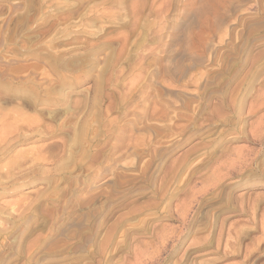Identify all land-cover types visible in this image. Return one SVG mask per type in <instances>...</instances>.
Listing matches in <instances>:
<instances>
[{
    "label": "rangeland",
    "instance_id": "obj_1",
    "mask_svg": "<svg viewBox=\"0 0 264 264\" xmlns=\"http://www.w3.org/2000/svg\"><path fill=\"white\" fill-rule=\"evenodd\" d=\"M21 16L25 18L21 19L23 22ZM52 19L56 24L49 29L46 23ZM63 25L68 26L64 35L59 31ZM98 35V42L110 41L112 46L100 54L88 55L89 58L84 56L90 44L98 43ZM0 45V264H264V141L260 147L256 139L245 142L236 134L249 131L251 124L260 132L264 125V108L251 107L256 98H264V0H0ZM69 51L78 54L76 65L84 67H77V73L74 69L73 74L62 73L69 83L76 77V84L67 82L49 100L44 90L50 88L51 79L50 84H54L58 77L46 70L43 63L47 60L41 57L46 55L49 59L52 53ZM92 58L100 62L90 71ZM83 60L86 66L81 64ZM27 64L41 69L37 66L39 71L30 70ZM97 71H101L98 83L103 87L96 92L93 77ZM42 72L45 73L41 75ZM86 72L90 77L85 76ZM41 76L50 80H41ZM144 82L149 85L144 91L162 96L157 97L159 100L148 98L147 105L155 99L159 104L161 100V106L155 104L156 108L167 107V117L173 121L165 122L181 126L182 135H158L155 127L141 131L146 127L144 122L148 126L155 122L146 117L147 105L138 98L139 92L129 90ZM40 97L42 101L38 102ZM94 99L101 106L98 130L96 111L81 110L68 115L62 110L70 102L73 106V100L82 105ZM231 99H247L242 115L235 113L237 107H229ZM63 100L70 102L62 106ZM32 101L33 110L29 107ZM107 105L111 111L104 112ZM251 108L254 110L249 113ZM60 112L64 114L61 116ZM72 116L75 125L71 124ZM15 117L23 119L18 122ZM237 118H243L244 129V122L235 125ZM88 120L87 125L83 124ZM58 125H67L64 131L71 133L63 131V135L50 137ZM82 128L85 137L82 133L72 134ZM122 132L133 141L145 136L142 140L151 141L150 149L134 148L131 139L117 142ZM170 141L173 146L168 148ZM116 145H120L117 151L113 148ZM225 149L243 150L245 159L259 167L262 175L237 168L212 184L209 191L189 200L187 195L200 189V178L203 177L202 184L210 183L207 176ZM155 151L158 155L142 178L139 172L149 160L144 154L152 155ZM229 152L223 156L227 157ZM184 158L190 162L181 181H170L169 192L153 196L151 191L163 182L165 170L175 167L178 171ZM192 169L197 171L191 182L183 184L184 176ZM119 177L133 178L134 182L119 188ZM148 177L155 180L145 185ZM139 187L141 193L137 194ZM48 246L51 250L55 247L53 254Z\"/></svg>",
    "mask_w": 264,
    "mask_h": 264
},
{
    "label": "bare ground",
    "instance_id": "obj_2",
    "mask_svg": "<svg viewBox=\"0 0 264 264\" xmlns=\"http://www.w3.org/2000/svg\"><path fill=\"white\" fill-rule=\"evenodd\" d=\"M37 1V0H36ZM64 2H66V1H64ZM130 2V1H129ZM39 7H41V5L39 6ZM90 8V7H89ZM133 8V7H132ZM32 9V8H31ZM77 9H78V7H77ZM37 10H39V8L37 9ZM159 10V9H158ZM72 12V10H67V13H71ZM77 12V11H76ZM96 12V11H95ZM71 14H73V13H71ZM77 14V13H76ZM100 15V14H99ZM71 16H73V15H71ZM109 16V15H108ZM17 17H19L18 15H17ZM26 17V16H25ZM48 17V16H47ZM54 17H56L55 15L52 17V18H54ZM12 17H10V19H11ZM27 18V17H26ZM29 18V17H28ZM93 19H95V17H92ZM21 19H25V18H22V16H21V18H20V20ZM51 19V18H50ZM67 19V16H66V18H64V19H61L62 21L63 20H66ZM77 19V18H76ZM91 19V18H90ZM12 20V19H11ZM16 21H17V19H15ZM26 20H28V19H26ZM53 20V19H52ZM50 21V20H48V22L46 23V26H47V24H48V27H49V29L51 28V29H53L54 28V20L53 21ZM60 20V21H61ZM131 20V19H130ZM9 21V20H8ZM22 22H23V20H21ZM59 21V20H58ZM108 21V20H107ZM22 22H20V24L22 23ZM91 22V25L93 24V21H90ZM28 23V22H27ZM67 23V22H66ZM16 24V23H15ZM45 24V23H44ZM43 24V25H44ZM56 24V23H55ZM65 24V23H64ZM22 25H24L23 23H22ZM75 25V24H74ZM90 25V23H89V26H91ZM18 26V25H17ZM21 26V25H20ZM64 26V28H62V30H59L60 31V34H62V35H64V34H66L67 32H68V26L67 25H63ZM77 25H75L74 27H76ZM16 27V26H15ZM22 27V26H21ZM21 27H20V29H21ZM44 27H45V25H44ZM78 27V26H77ZM17 28V27H16ZM19 28V27H18ZM29 28V27H28ZM43 28V27H42ZM46 28V27H45ZM44 28V29H45ZM79 28V27H78ZM41 29V28H40ZM43 29V30H44ZM48 29V28H47ZM48 29V31H50ZM154 29V28H153ZM18 30V29H17ZM39 30V29H38ZM42 30V29H41ZM40 30V31H41ZM13 31V30H12ZM24 31V30H23ZM29 31V30H28ZM58 31V32H59ZM75 31H76V29H75ZM14 32V31H13ZM38 32V31H37ZM53 32V31H52ZM78 31H76L75 33H77ZM163 32V31H162ZM9 33V32H8ZM44 33H47V35H48V32H47V30H45L44 31ZM50 33V32H49ZM165 33V32H164ZM13 34V33H12ZM88 33L86 32V35H87ZM9 35V34H8ZM15 35V34H14ZM13 35V36H14ZM19 35V34H18ZM46 35V34H45ZM68 35V34H67ZM92 35H90V36H88L87 38H90ZM123 36V35H122ZM10 37H12V35L11 36H9V38ZM69 37V36H68ZM75 37H77V36H75ZM20 38V37H19ZM100 38H101V36L100 35H98V38H97V41L96 42H98L99 40H100ZM37 39V38H36ZM47 39V38H46ZM66 39V38H65ZM93 39H95V38H93ZM28 40H29V38H28ZM9 41V40H8ZM16 41V40H15ZM15 41H14V43L13 44H15ZM17 41H18V39H17ZM26 41V40H25ZM33 41V40H32ZM53 41V40H52ZM2 42V41H1ZM6 42V41H5ZM10 42H13V41H10ZM20 42V41H19ZM27 42V41H26ZM29 42V41H28ZM40 42V41H39ZM54 43H55V41H53ZM52 42V43H53ZM4 43V42H3ZM21 43V42H20ZM85 43V42H84ZM6 44V43H5ZM12 44V45H13ZM51 44V43H50ZM89 44V43H88ZM87 44V45H88ZM160 44V43H159ZM1 45H2V43H1ZM0 45V46H1ZM17 45V44H16ZM38 45H40V43L38 44ZM37 45V46H38ZM53 45V44H52ZM85 45V44H84ZM86 45V46H87ZM91 45V46H90ZM89 45V48L87 49V51H85L84 52V56H88V55H97V54H100L102 51H104L105 49H107V48H110L111 46H112V42H110V41H100V42H98V43H96V44H94V45H92V44H90ZM24 46V45H23ZM33 46V45H32ZM36 46V47H37ZM56 46V45H55ZM9 47V46H8ZM7 47V49H11V48H8ZM16 47V46H15ZM21 47H22V44H21ZM45 47V46H44ZM43 47V48H44ZM49 47H51V46H49ZM85 47V46H84ZM24 48H26V46L24 47ZM41 48V47H40ZM46 48V47H45ZM45 48H44V50H45ZM13 49V48H12ZM17 49H18V47H16V51L15 52H17ZM28 49H29V47H28ZM42 49V48H41ZM54 49H56L55 47H54ZM54 49H52V47H51V50H54ZM74 49V48H73ZM19 50H20V48H19ZM31 50V49H30ZM37 50V49H36ZM35 50V51H36ZM47 50H49V48H48V46H47ZM46 50V51H47ZM50 50V51H51ZM12 52H13V50H11ZM33 51V50H32ZM38 51H40L39 50V47H38ZM5 52V51H4ZM8 52H10V51H8ZM11 52V53H12ZM27 52H30V51H27ZM42 52V51H41ZM53 52V51H52ZM70 52L71 51H69V52H64V53H62V54H57L56 52H55V54H51L52 55V57H50L49 59L48 58H46L45 56H42L41 58H43V59H45V60H47L45 63H43V65H47V67L48 68H46V70L47 69H49L50 71H51V75H53V74H55V77L57 76L58 77V79H56V82L54 83V84H50V81L52 80H46L47 78H48V75H50V74H48L47 75V78H46V76H41L40 78H41V80H42V78L43 79H45L44 81H49L48 83H49V86H50V88L49 89H47V87H45L47 90H44L45 91V93H43V94H45V97L46 98H49V100H50V98H53V97H55V96H53V97H51V95H53V94H55V93H57V92H59L60 91V89H62L63 88V86L65 85V84H67V82L69 83V81H67L66 79H65V77L64 76H66V78H67V75H62V73H66V74H68V73H71L72 71H73V69H74V71L76 72V69H77V67H79V66H77L76 65V62L79 60V58L80 57H78V54H70ZM14 53V52H13ZM12 53V54H13ZM33 53V52H32ZM35 53V52H34ZM38 53V52H37ZM138 53V52H137ZM158 53V52H157ZM38 54H40V53H38ZM43 54V53H42ZM41 54V55H42ZM68 54H70V55H68ZM65 56H67V57H65ZM81 56V55H80ZM34 57H35V55H34ZM36 57H38L37 56V54H36ZM38 58H40V57H38ZM88 58H89V56H88ZM36 60L35 61H40V60H37V58H35ZM42 59V60H43ZM80 61H82V59L80 60ZM79 61V62H80ZM84 62H86V61H84L83 60V62H81V64L82 63H84ZM88 62V64H89V60L87 61ZM100 61H99V59L97 58H95V59H93L92 58V60H91V62H90V65L88 66V67H92V68H89L90 69V71H91V69H94L95 68V66L96 65H98V63H99ZM32 64V63H31ZM38 64V63H37ZM78 64V63H77ZM30 65V64H29ZM29 65L27 64L26 66L29 68ZM32 65H34V64H32ZM42 65V66H43ZM82 65H85L86 66V63L85 64H82ZM20 66H22V64L20 65ZM25 66V65H24ZM25 66V67H26ZM35 66V65H34ZM34 66H32L31 67V65H30V70L32 69V68H34ZM38 66V65H37ZM37 66H36V68H37ZM107 66H108V64H107ZM26 67V68H27ZM39 67V66H38ZM81 67H84V66H81ZM81 67H79V68H81ZM19 68H21L22 69V67H19ZM17 69L16 68V70H20V72L21 73H23L24 72V70H22L21 71V69ZM36 68H34V69H36ZM107 67H105V68H103V70H105ZM145 68V67H144ZM2 69V68H1ZM0 69V70H1ZM13 69V68H12ZM15 69V68H14ZM33 69V70H34ZM39 69H41V66L39 67ZM39 69H36V71H39ZM43 69H44V67H43ZM178 69V68H177ZM190 69V68H189ZM10 70V69H9ZM27 70H29V69H27ZM27 70H25V71H27ZM78 70V72H79V69H77ZM162 70V69H161ZM13 71V70H12ZM35 71V70H34ZM33 71V72H34ZM35 71V72H36ZM9 72V71H8ZM19 72V71H18ZM17 72V73H18ZM19 72V73H20ZM31 72V71H30ZM34 72V73H35ZM46 72V71H45ZM45 72H42V73H40L41 75L43 74V73H45ZM49 72V71H48ZM93 72V71H92ZM98 72V71H97ZM100 72L101 71H99L98 72V74L97 75H95L93 78H94V80H95V85L96 86H94V89L96 88V92L98 91V89H99V87H101L102 86V84H101V86H99V83H98V81L100 80H98V78H99V76L101 75L100 74ZM184 72H185V69H184ZM9 73H12L11 71L9 72ZM18 73V74H19ZM26 72H24V74H25ZM33 73V74H34ZM53 73V74H52ZM74 72H72L71 74H73ZM77 73V72H76ZM15 74H16V72H15ZM14 74V75H15ZM32 74V75H33ZM36 74V73H35ZM34 74V75H35ZM38 74V73H37ZM3 75V74H2ZM8 75H10L11 76V74H8ZM12 75H13V73H12ZM17 75V74H16ZM16 75H15V77H16ZM30 75V74H29ZM33 75V76H34ZM45 75V74H44ZM88 72H86L85 73V76L86 77H90V75H88ZM19 77H20V74L18 75ZM17 76V77H18ZM28 76V75H27ZM70 76V75H69ZM72 76V75H71ZM74 76V75H73ZM104 76V75H103ZM201 76V75H200ZM16 77V78H17ZM30 78L32 77V76H29ZM29 77H27V78H29ZM51 77V76H50ZM56 77V78H57ZM84 77V76H83ZM172 77V76H171ZM203 77V76H202ZM201 77V78H202ZM1 78H3V77H1ZM5 78H7V76L5 77ZM11 78V77H10ZM10 78H9V80H10ZM15 78V79H16ZM23 79V77L21 76L20 77V79ZM25 78V77H24ZM54 78V77H53ZM69 78V77H68ZM76 78V77H75ZM75 78L73 77V78H71L70 79V85H75L76 84V80H75ZM85 78V77H84ZM92 78V79H93ZM19 79V81H22V80H20ZM102 79H104V78H102ZM133 79V78H132ZM131 79V80H132ZM17 80V79H16ZM25 80H28L29 81V79H26L25 78ZM30 80H32V79H30ZM135 80V79H134ZM140 80V79H139ZM190 80V79H189ZM18 81V80H17ZM18 81V82H19ZM33 81V80H32ZM38 81V80H37ZM136 81V80H135ZM8 82V81H7ZM10 82H12L11 80H10ZM25 82V81H24ZM39 82V81H38ZM100 82H103L102 80L100 81ZM131 82V81H130ZM133 82V81H132ZM131 82V83H132ZM205 82V81H204ZM213 82V81H212ZM13 83V82H12ZM20 83V82H19ZM21 83H23V82H21ZM25 83H27V81L25 82ZM29 83V82H28ZM27 83V84H28ZM32 83V82H31ZM167 83V82H166ZM30 84V83H29ZM33 84V83H32ZM32 84H31V86H32ZM37 84V82L35 83V84H33L34 86ZM43 84V83H42ZM41 84V85H42ZM130 84V83H129ZM133 84V83H132ZM131 84V85H132ZM168 84V83H167ZM6 85H8V84H6ZM11 85V84H10ZM17 85V84H16ZM44 85V84H43ZM3 86V85H2ZM5 86V85H4ZM20 86V85H19ZM27 86V85H26ZM40 86V85H39ZM149 85L146 83V82H144L142 85H133L132 87L133 88H131L129 91H136V92H139V96H138V98H140L141 99V101H142V103L144 102V104L147 102V100H148V98H151V97H153V99H154V97H160L161 95H153V93L151 92V91H147V90H145L144 91V89H146L147 87H148ZM155 86V85H154ZM262 86V85H261ZM14 87V86H13ZM30 87V86H29ZM33 87V86H32ZM103 87V86H102ZM104 87H105V85H104ZM5 88H7V86L5 87ZM11 88V87H10ZM15 88H18L17 86L15 87ZM14 88V89H15ZM31 88V87H30ZM39 88V87H38ZM37 88V89H38ZM65 88V87H64ZM66 88H68V87H66ZM71 88V87H70ZM14 89H12L13 91H14ZM33 90H35V87L34 88H32ZM41 89V88H40ZM103 89V88H102ZM101 89V90H102ZM89 90V89H88ZM100 90V89H99ZM158 90V89H157ZM205 90H206V88H205V86H204V88H203V92H205ZM9 91V90H8ZM11 91V90H10ZM9 91V92H10ZM38 91H39V89H38ZM64 91V90H63ZM156 91V90H155ZM254 91V90H253ZM9 92H7V93H9ZM21 92V91H20ZM65 92V91H64ZM64 92H62L63 94H64ZM93 92H95V90L93 91ZM103 92V91H102ZM11 93V92H10ZM15 93H16V90H15ZM22 93V92H21ZM24 93V92H23ZM22 93V94H23ZM66 93V92H65ZM104 93V92H103ZM262 93V92H261ZM25 94V93H24ZM26 94H28V93H26ZM33 94V93H32ZM34 94H36L35 92H34ZM41 94V93H40ZM96 94V93H95ZM101 94V93H100ZM131 94H132V92H131ZM56 95V94H55ZM60 95H61V93H60ZM93 95V94H92ZM170 95V94H169ZM13 96V95H12ZM38 96V95H37ZM103 96V95H102ZM101 96V97H102ZM104 96H106V95H104ZM108 96V95H107ZM106 96V97H107ZM127 96L128 97H130L129 96V94H127ZM197 96H198V94H197ZM29 97V96H28ZM42 97H44V96H42ZM65 97H67V96H65ZM64 97V98H65ZM69 97V96H68ZM79 97V96H78ZM98 97V96H97ZM106 97H104V99L106 98ZM162 97V96H161ZM63 98V99H64ZM125 98V97H124ZM208 100H210L209 98V96H207L206 97ZM222 98V97H221ZM250 98H251V96H250ZM249 98V99H250ZM31 99H32V97H31ZM36 99V98H35ZM45 99V98H44ZM60 100L62 99V96L59 98ZM69 99V98H68ZM110 99V98H109ZM123 99V98H122ZM128 99V98H127ZM158 99V98H157ZM157 99H155L154 101H152V103L151 104H148L147 105V103H146V109H145V111H147V114H146V117H150V122L151 121H153V122H155V124H150L149 126L147 125V124H145V122H144V120H143V122H144V124H143V126L145 127L144 129L143 128H141V129H143V130H141L142 132H145V130H150L151 128H153V127H155L154 129L157 131V133H158V135L160 134H162V132H164V133H173V135H174V133H176V134H183V131H184V129L181 127V126H179L178 124H176V126H169L168 124H167V122H165L166 120L168 121V120H170V121H173V120H171V118H168L167 116H169L166 112H165V110H167V107H166V109H165V106H163L162 108H156V106H155V104H158V100ZM223 99V98H222ZM8 100V99H7ZM26 100V99H25ZM30 100V99H29ZM28 100V101H29ZM34 100V99H33ZM37 100V99H36ZM35 100V101H36ZM47 100V99H46ZM96 100H99V99H97L96 98ZM121 100V99H120ZM151 100V99H150ZM246 100L247 99H231L230 100V103H229V107H232V109L233 110H235V107H237V110H235V113H239V115H242L243 113H242V109L244 108L245 109V106H246ZM1 101V100H0ZM23 101V100H22ZM42 101V99H41V97H40V99L38 100V102H41ZM45 101V100H44ZM64 101V100H63ZM74 101V100H73ZM72 101V103H77L76 101H74L73 102ZM86 101V100H85ZM88 101V100H87ZM122 101H125V99L124 100H122ZM130 101V100H129ZM135 101V100H134ZM146 101V102H145ZM161 101V100H160ZM160 101H159V104H160ZM190 101V100H189ZM189 101H188V104H189ZM26 102V101H25ZM70 102V101H69ZM69 102L67 101V102H65L64 101V103L62 104V106H65L66 104H69ZM114 102V101H113ZM127 102V104L129 103L128 102V100L126 101ZM136 102V101H135ZM191 102V101H190ZM83 103V102H82ZM118 103V102H117ZM123 102H121V104H122ZM132 103V102H131ZM150 103V102H149ZM249 103V102H248ZM4 104V103H3ZM70 104H71V102H70ZM69 104V106H65L66 107V109L64 108V109H62V110H65V114H68L69 115V113H72V114H74V115H76V112L75 111H81V110H85V111H89V112H91V111H96V123H97V130H98V126H99V124H101L100 122H99V120L100 119H98L99 118V116H100V113H101V110H100V108H101V106L98 104V101L96 102L95 101V99H94V101H89V102H85L84 104H82V105H78V104H76L77 105V107H75V104L73 105V106H71ZM109 104H111V103H109ZM120 104V103H119ZM119 104H118V106H119ZM120 104V105H121ZM158 104V106H161V105H159ZM8 105V104H7ZM58 105H59V103H58ZM165 105V104H164ZM26 106V105H25ZM33 106H34V102L32 101V104H30L29 103V107H32V110H33ZM107 106H109V105H107ZM123 106H125V104L123 105ZM127 106V105H126ZM134 106V105H133ZM151 106V107H150ZM224 106V105H223ZM252 106H258V107H263L264 108V98H260V97H258V98H256L253 102H252V105H251V107ZM17 107V106H16ZM59 107H61V106H59ZM100 107V108H99ZM116 107H117V105H116ZM122 107V106H121ZM188 107H190V106H188ZM192 107V106H191ZM105 108V107H104ZM119 108V107H118ZM126 108V107H125ZM187 108V107H186ZM247 108H248V105H247ZM0 109H1V107H0ZM58 109V108H57ZM60 109V108H59ZM110 110V106L109 107H106L105 108V110ZM123 109H124V107H123ZM190 109H192V108H190ZM203 109V108H202ZM2 110V109H1ZM13 110H14V108H13ZM17 110H19V109H16V111ZM21 110V109H20ZM55 110V109H54ZM53 110V111H54ZM107 110L106 111H104V112H107ZM122 110V109H121ZM120 110V111H121ZM144 110V109H143ZM149 110H151V112L149 113V116H147L148 115V111ZM252 110H254L253 108H251V110L249 111V113H252ZM111 111V110H110ZM144 111V112H145ZM190 111V110H189ZM192 111V110H191ZM190 111V112H191ZM195 111V110H194ZM193 111V112H194ZM13 112V111H12ZM18 112V111H17ZM168 112V111H167ZM2 113V112H1ZM46 113V112H45ZM51 113H53V112H51ZM78 113V112H77ZM146 113V112H145ZM16 114V113H15ZM19 114V113H18ZM17 114V116H19V115H21L22 113L20 112V114L18 115ZM26 114V113H25ZM56 114V113H55ZM60 114H61V116H62V114H64V113H61L60 112ZM84 114H85V112H84ZM142 114H143V112H142ZM193 114V113H192ZM195 114V113H194ZM3 115V114H2ZM23 115V114H22ZM46 115V114H45ZM45 115H43V116H45ZM50 115H52V114H50ZM50 115H47V116H50ZM67 115V116H68ZM73 115V116H74ZM102 115V114H101ZM38 116V115H37ZM54 116V115H53ZM60 116V115H59ZM64 116V115H63ZM66 116V117H67ZM73 116L72 117H70V118H72V120H71V124L73 123ZM86 116V115H85ZM89 116H91L90 114H89ZM106 116V115H105ZM22 117V116H21ZM65 117V118H66ZM69 117V116H68ZM75 117V116H74ZM78 117V116H77ZM76 117V118H77ZM142 117V116H141ZM259 117V116H258ZM263 117V116H262ZM49 118V117H48ZM76 118L74 119V120H76ZM84 118L85 117H82V119L84 120ZM93 118H94V116H93ZM184 118V117H183ZM250 118V117H249ZM18 119V120H17ZM16 119V117H15V119L14 120H16V121H22V119L21 118H17ZM46 119V118H45ZM60 119H62V117H60ZM59 119V120H60ZM64 119V118H63ZM62 119V120H63ZM79 119V118H78ZM87 119V118H86ZM85 119V120H86ZM88 119H89V117H88ZM91 119H92V117H91ZM90 119V120H91ZM136 119V118H135ZM147 119V118H146ZM149 119V118H148ZM175 119V118H174ZM238 120L236 121V123H235V125H238V124H240V123H242V122H244L243 121V118L242 119H239V118H237ZM25 120V119H24ZM65 120V119H64ZM90 120H88V121H84V123L83 124H85V125H87L86 123H88V122H90ZM138 120V119H137ZM139 120H141V119H139ZM20 121V122H21ZM33 121V120H32ZM35 121V120H34ZM50 121H51V119H50ZM57 121H58V119H57ZM76 121H78V120H76ZM75 121V122H76ZM146 121V120H145ZM249 121V120H248ZM261 121H262V119H261ZM64 122V121H63ZM68 121L66 120V123H67ZM169 122V121H168ZM212 122V121H211ZM26 123V122H25ZM54 123V122H53ZM69 123V122H68ZM92 123H93V121H92ZM129 123V122H128ZM133 123V122H132ZM132 123H131V130H133L134 129V126H135V124L133 123V125H132ZM136 123V122H135ZM141 123V122H140ZM164 123V124H163ZM165 123H166V125H165ZM47 124V123H46ZM61 124H63L62 122H61ZM74 125H75V123H73ZM79 124H80V121H79ZM110 124V123H109ZM130 124V123H129ZM163 124V125H162ZM255 124V123H254ZM263 124V123H262ZM26 125V124H25ZM29 125V124H28ZM69 125V124H68ZM74 125H72V126H74ZM89 125V124H88ZM111 125V124H110ZM124 125H125V123H124ZM153 125H155V126H153ZM253 124H251V128H250V130L249 131H247V132H244L243 130H241V131H237L236 132V134L238 135V139H242L243 141H245V142H250L251 140H253V139H256L257 141H255V142H258V144L257 145H259L260 144V147H262V145H263V141H264V125L262 126V128H261V131L260 132H258L257 130H259V129H254V127L252 126ZM255 125H257V124H255ZM65 126H67V125H65ZM65 126H62L61 128H60V125H58L57 127H56V129L54 130V131H52L51 132V130L50 129H48V127L46 128V126H44V128L45 129H48V130H50V134H51V136L50 137H56V136H59V135H63V131H64V127ZM89 126H91V125H89ZM115 125L113 124V127H114ZM117 126V125H116ZM241 126V125H240ZM242 129H244L245 127H246V123L244 122V123H242ZM260 126V125H259ZM10 127V126H9ZM32 127V126H31ZM42 127V126H41ZM69 127H70V125H69ZM75 127V126H74ZM86 127V126H85ZM111 127V126H110ZM126 127H127V125H126ZM129 128H130V126H128ZM248 127V126H247ZM28 128V127H27ZM38 128V127H37ZM51 128V127H50ZM90 128V127H89ZM93 128V127H92ZM115 129H116V127H114ZM191 128V127H190ZM256 128H257V126H256ZM260 128V127H259ZM18 129V128H17ZM22 129H23V127H22ZM28 129H30V128H28ZM42 129L43 128H41V131H42ZM73 129H75V128H73ZM72 129V130H73ZM86 129H88V128H86ZM85 129V130H86ZM122 129V128H121ZM123 129H125V128H123ZM127 129V128H126ZM135 129H136V127H135ZM15 130V129H14ZM47 130V131H48ZM66 130V129H65ZM72 130H70V131H72ZM76 130H77V128H76ZM90 130V129H89ZM111 130V129H110ZM140 130V129H139ZM20 131V130H19ZM19 131H18V133H19ZM34 132H35V130H33ZM44 131V130H43ZM43 131H42V133H43ZM84 130H83V128L81 129V130H79V131H77V132H74V130H73V132L74 133H72L73 135H75V133H77V135H79L80 136V134L82 133L83 134V136L84 135H86V134H84L85 132H83ZM96 131V130H95ZM122 131H124V130H122ZM128 131V130H127ZM137 132H138V129L136 130ZM10 132V131H9ZM45 132H46V130H45ZM65 132V131H64ZM119 132H121V131H119ZM130 132H133V131H130ZM18 133H16V134H18ZM40 133V132H39ZM71 132H65V134H70ZM125 133V132H124ZM164 133H163V135L162 136H164ZM3 134V133H2ZM8 134V133H7ZM20 134H21V132H20ZM44 134V133H43ZM43 134H39V135H42L43 136ZM48 135H49V133H47ZM81 134V135H82ZM169 134V135H170ZM24 135V134H23ZM23 135H22V137H23ZM33 135H35V134H33ZM126 135V134H125ZM129 135V134H128ZM172 135V134H171ZM170 135V136H171ZM21 136V135H20ZM47 136V135H46ZM89 136V135H88ZM140 136V135H139ZM180 136V135H179ZM10 137V136H9ZM16 137V136H15ZM21 137V138H22ZM85 137V136H84ZM83 137V138H84ZM93 137V136H92ZM131 137V136H130ZM127 138V137H125L124 136V134H123V132H122V135H120L119 137H117V140H116V138H115V140L117 141V142H121V141H124V140H127V139H131V138ZM169 137V136H168ZM4 138V137H3ZM17 138V137H16ZM45 138V137H44ZM62 138V137H61ZM73 138V137H72ZM88 138V137H87ZM145 138V136L144 137H142L141 139L139 138V139H135V141H133L132 139H131V141L132 142H134V148H138V147H143L144 148V151H148L150 148L149 147H151L150 146V143H151V141H146L147 143H145L144 142V140H142V139H144ZM186 138V137H185ZM2 139V138H1ZM8 139V138H7ZM14 138L12 137V138H10V140H13ZM23 139V138H22ZM42 139V138H41ZM49 139H51V138H49ZM60 139V138H59ZM66 139V138H65ZM84 139H86V138H84ZM100 139V138H99ZM154 139V138H153ZM170 139V138H169ZM10 140H7V142L9 141V142H11ZM73 140V139H72ZM71 140V141H72ZM145 140H147V139H145ZM149 140V139H148ZM62 141V140H61ZM129 142H130V140H128ZM174 141V140H173ZM172 141V142H173ZM176 141V140H175ZM1 142V141H0ZM116 142V143H117ZM171 141L170 142H168V143H172ZM57 143H60V142H57ZM71 143V142H70ZM79 143V142H78ZM125 143V142H124ZM61 144V143H60ZM65 144V143H64ZM63 143H62V146H65ZM104 144H105V142H104ZM175 144V143H174ZM53 145H55V144H53ZM92 145V144H91ZM96 145V144H95ZM115 145V144H114ZM73 146V145H72ZM75 146V145H74ZM83 146V145H82ZM102 146V145H101ZM120 146V145H119ZM119 146L118 145H116V146H114L113 148L114 149H116V151L119 149ZM132 146V145H131ZM168 146V145H167ZM173 146V143L171 144V145H169V147L168 148H170V147H172ZM203 146V145H202ZM43 147V146H42ZM60 147V146H59ZM176 147V146H175ZM37 148V147H36ZM64 148V147H63ZM77 148H78V146H77ZM98 148V147H97ZM102 148V147H101ZM42 149V148H41ZM148 149V150H147ZM153 149V148H152ZM172 149V148H171ZM82 150V149H81ZM94 150V149H93ZM97 150V149H96ZM134 150H136V149H134ZM173 150V149H172ZM171 150V151H172ZM89 151V150H88ZM87 151V152H88ZM230 151V152H229ZM229 151L227 150V149H225V150H221V152H220V157H218V158H220L219 159V161L217 160V163L215 164V166L213 167V168H211L212 170H211V173L207 176V178H210L211 179V181H210V183L207 185V183L204 185V183L202 184V182L204 181V180H202L203 179V177H202V179L200 178V189H198V191H194L195 193H192L191 195H187L188 197H189V200H194L195 198H196V196L197 195H201V194H203V193H205L207 190H208V188L213 184H215L217 181H219V180H221V178L223 177V176H227L228 174H230V173H232L233 171H235V169H237L238 168V171L239 170H250L251 172H253V173H255V174H259L260 176L262 175V171L260 170V168L259 167H254L253 165H252V161L251 160H249V159H245V157L243 156V153H242V151L241 150H234V149H232V150H230L229 149ZM43 152V151H42ZM74 152H76V150L74 151ZM99 152H100V150H99ZM122 152V151H121ZM217 152V151H216ZM226 152H229V155L227 156V157H224L223 155L226 153ZM250 152V151H249ZM54 153V152H53ZM66 153V152H65ZM68 153V152H67ZM79 153V152H78ZM148 152H145V156H147L148 158H149V160L141 167V171L139 172L140 173V176L142 177V178H144L145 176H146V172L149 170L148 168L150 167V163L153 161L152 159L155 157V155H158L157 153H156V151L154 152V153H152V155H148L147 154ZM245 153V152H244ZM62 154V153H61ZM71 154H72V152H71ZM98 154V153H97ZM132 154L133 153H131V155L130 156H132ZM135 154V153H134ZM151 154V153H150ZM246 154V153H245ZM66 155V154H65ZM75 155V154H74ZM96 155V154H95ZM100 155V154H99ZM142 155V153L140 154V156ZM159 155H163L162 153H159ZM248 155V154H247ZM40 156V155H39ZM53 156V155H52ZM57 155H55V157H56ZM72 156V155H71ZM97 156V155H96ZM103 156V155H102ZM139 155H137L136 157H138ZM160 156V157H161ZM73 157V156H72ZM123 157V156H122ZM92 158V157H91ZM99 158H102V157H99ZM138 158H141V157H138ZM162 158V157H161ZM217 158V159H218ZM247 158V157H246ZM72 159H76V158H71V160ZM85 159V158H84ZM95 159V158H94ZM93 159V160H94ZM124 159V158H123ZM164 159V158H163ZM34 160H36V158L34 159ZM38 160V159H37ZM128 160V159H127ZM42 161H44L43 159H42ZM65 161V160H64ZM161 161V160H160ZM170 161V160H169ZM208 161V160H207ZM214 161V160H213ZM96 162V161H95ZM187 162H190V161H187V158H184L183 159V161L181 162V165H180V169L178 170V171H176L175 172V167H173V168H171V167H169V168H171L168 172H167V170H165V174H164V176H163V182L160 184V185H158L154 190H150L153 194V196H160V195H162L163 193H164V191L165 192H169V189H170V187L168 186V184L170 183V181H173V182H179V180L181 179V176L184 174V172H186L187 170V168L189 167L188 166V163ZM22 163H23V161H22ZM44 163V162H43ZM131 163V162H130ZM26 164V163H25ZM192 164V163H191ZM191 164H189V165H191ZM124 165V164H123ZM139 165V164H138ZM209 166V165H208ZM140 167V166H139ZM17 168V167H16ZM159 169L158 170H161L160 169V167H158ZM191 168V167H190ZM205 168V167H204ZM15 169V168H14ZM37 169V168H36ZM127 169V168H126ZM124 170V169H123ZM186 170V171H185ZM14 171V170H13ZM79 171V170H78ZM121 171V170H120ZM197 171V170H196ZM195 171V172H196ZM126 172V171H125ZM194 170L192 169V171L191 172H189L186 176H184L185 177V181L183 182V184H186V185H188L189 184V182H191L190 181V178H192V176L194 175ZM36 173V172H35ZM114 173V172H113ZM235 173H237V171L235 172ZM12 174V173H11ZM17 174V173H16ZM62 174H63V172H62ZM137 174V173H136ZM161 174V173H160ZM239 174H240V172H239ZM238 174V175H239ZM123 175V174H122ZM96 176H97V174H96ZM161 176V175H160ZM206 176H204V177H206ZM210 176V177H209ZM12 177V176H11ZM24 177V176H23ZM47 177V176H46ZM127 177H129V176H127ZM131 178V177H130ZM138 178V177H137ZM183 178V177H182ZM123 179H125V180H123ZM158 179V178H157ZM205 179V178H204ZM210 179H208V180H210ZM7 180V179H6ZM153 180H155L154 178H149L148 177V179H147V181L144 183L145 185H147L150 181H153ZM160 180V179H159ZM197 180H199V179H197ZM207 180V181H208ZM224 180V179H223ZM134 182V179L132 178V180H129L128 178H122V177H119V179H118V181L116 182V185H117V187H119L120 188V186H122L124 183H126V182ZM181 181V180H180ZM157 182V181H156ZM206 182V181H205ZM122 184V185H121ZM127 184V183H126ZM143 184V185H144ZM157 184V183H156ZM170 185V184H169ZM195 185V184H194ZM193 185V186H194ZM212 185V186H213ZM114 186H115V183H114ZM156 186V185H155ZM196 186V185H195ZM52 187V186H51ZM147 186H143V188L145 189ZM174 187V186H173ZM197 187H199V186H197ZM152 188V187H151ZM67 189V188H66ZM138 189V191H137V194H140L141 193V188L139 187V188H137ZM150 189V188H149ZM195 189V188H194ZM124 191V190H123ZM209 191V190H208ZM124 192H130V190H127V191H124ZM184 192V191H183ZM186 192V191H185ZM121 193H123V192H120V194ZM145 193V192H144ZM144 193H142V194H144ZM224 193V192H223ZM91 195V194H90ZM165 196V195H164ZM171 195H169V196H167L166 198H169ZM203 196V195H202ZM165 198V199H166ZM66 199V198H65ZM160 199V198H159ZM158 199V200H159ZM187 199V198H186ZM232 199V198H231ZM58 200V199H57ZM161 200V199H160ZM159 200V201H160ZM248 200V199H247ZM187 201V200H186ZM185 201V202H186ZM185 202H184V204H185ZM189 202V201H188ZM254 202V201H253ZM188 204H190V202L188 203ZM55 206V205H54ZM84 206V205H83ZM106 206V205H105ZM173 206V205H172ZM183 207V206H182ZM166 208L167 209H170V206L169 205H167L166 206ZM185 208V207H184ZM186 209V208H185ZM66 210V209H65ZM166 211V210H165ZM66 212V211H65ZM167 212H172V211H170V210H167ZM181 212V211H180ZM138 214V213H137ZM132 215V214H131ZM240 215V214H239ZM83 216V215H82ZM108 216V215H107ZM167 216V215H166ZM189 217V216H188ZM206 217V216H205ZM89 219V218H88ZM103 219V218H102ZM188 219V218H187ZM171 220H173V219H171ZM142 222V221H141ZM92 223V222H91ZM82 224V223H81ZM259 224V223H258ZM73 226V225H72ZM146 226V225H145ZM185 226V225H184ZM80 227V226H79ZM100 227V226H99ZM259 227V226H258ZM95 230V229H94ZM85 231V230H84ZM64 232V231H63ZM66 232V231H65ZM82 233V232H81ZM78 235V234H77ZM83 235V234H82ZM81 235V236H82ZM88 235V234H87ZM76 237H78V236H76ZM84 237V236H83ZM19 239V238H18ZM58 239V238H57ZM99 239V238H98ZM106 239V238H105ZM103 240V239H102ZM25 244V243H24ZM28 245V244H27ZM50 245V244H49ZM18 246V245H17ZM47 248H49V246L47 247ZM50 248H51V246H50ZM49 248V249H50ZM55 248V247H54ZM52 249V250H56V249ZM58 249V248H57ZM10 250V249H9ZM26 250V249H25ZM46 250V249H45ZM48 250V249H47ZM52 250L50 249V252H52ZM73 250V249H72ZM47 252V251H46ZM49 252V251H48ZM25 254V253H24ZM51 254V253H50ZM52 254H53V252H52ZM90 255V254H89ZM26 257V256H25ZM64 259V258H63Z\"/></svg>",
    "mask_w": 264,
    "mask_h": 264
}]
</instances>
